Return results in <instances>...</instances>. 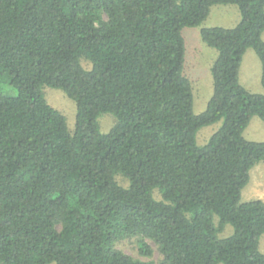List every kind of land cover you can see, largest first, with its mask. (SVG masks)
Returning <instances> with one entry per match:
<instances>
[{
    "label": "trees",
    "instance_id": "obj_1",
    "mask_svg": "<svg viewBox=\"0 0 264 264\" xmlns=\"http://www.w3.org/2000/svg\"><path fill=\"white\" fill-rule=\"evenodd\" d=\"M229 5L236 27L201 30L217 58L196 115L182 31ZM263 34L264 0H0V84L17 92L0 87V264H264V202L242 199L264 163L244 137L264 95L240 83L252 49L264 88ZM45 87L76 103L73 131ZM127 239L149 259L117 248Z\"/></svg>",
    "mask_w": 264,
    "mask_h": 264
},
{
    "label": "rangeland",
    "instance_id": "obj_2",
    "mask_svg": "<svg viewBox=\"0 0 264 264\" xmlns=\"http://www.w3.org/2000/svg\"><path fill=\"white\" fill-rule=\"evenodd\" d=\"M241 16L239 10L234 5L229 6H215L212 8L209 18L200 27L185 28L182 31L183 38L186 44V65L184 74L189 78L192 83L194 92L193 111L196 115L203 113L213 95V78L211 74V67L217 58V51L208 47L201 38V30L203 28L223 27L226 29L234 28L240 22ZM264 39V34H263ZM86 69H90L91 65L83 62ZM262 79V65L261 61L254 52L250 49L246 52L240 72V83L251 93L264 95V88L261 83ZM3 93L6 96L13 97L17 95L7 80H3L0 84ZM44 96L47 102L56 110L61 112L67 120V125L70 130H74L77 120V106L74 101L60 89L43 88ZM100 130L103 134H108L116 123V118L112 114H102L98 119ZM223 125V120L200 129L196 136V143L198 146L203 147L207 145L212 136L220 130ZM244 137L248 141L264 142V122L254 117L249 127L244 132ZM264 173V163H260ZM255 170L252 171V180H256ZM121 178L118 176L116 179ZM259 179V178H258ZM121 184L127 186L121 180ZM156 199L160 200L161 195L158 191L155 192ZM244 202L247 198L244 197ZM234 229L231 225H227L223 232L219 234L220 238H227L231 236ZM149 246L153 249V259L160 261L162 256L157 246L147 241ZM117 248L134 258L141 260H148L149 258L143 257L139 252L138 239H127L117 244ZM260 249L264 253V235L260 241ZM55 264V263H51Z\"/></svg>",
    "mask_w": 264,
    "mask_h": 264
},
{
    "label": "crops",
    "instance_id": "obj_3",
    "mask_svg": "<svg viewBox=\"0 0 264 264\" xmlns=\"http://www.w3.org/2000/svg\"><path fill=\"white\" fill-rule=\"evenodd\" d=\"M261 164H258L252 171L255 170L256 180H252V171L251 179L247 187L243 190L242 199L247 198V201L251 200H262L264 202V173L262 170ZM259 178V179H258Z\"/></svg>",
    "mask_w": 264,
    "mask_h": 264
}]
</instances>
